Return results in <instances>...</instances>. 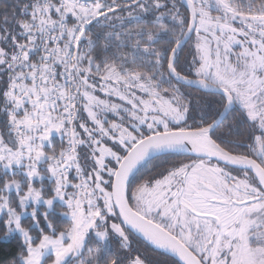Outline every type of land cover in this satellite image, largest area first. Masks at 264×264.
<instances>
[{
  "label": "snow or ice",
  "instance_id": "snow-or-ice-1",
  "mask_svg": "<svg viewBox=\"0 0 264 264\" xmlns=\"http://www.w3.org/2000/svg\"><path fill=\"white\" fill-rule=\"evenodd\" d=\"M0 233L7 264H264V0L0 3Z\"/></svg>",
  "mask_w": 264,
  "mask_h": 264
},
{
  "label": "trees",
  "instance_id": "trees-1",
  "mask_svg": "<svg viewBox=\"0 0 264 264\" xmlns=\"http://www.w3.org/2000/svg\"><path fill=\"white\" fill-rule=\"evenodd\" d=\"M4 0H0V3H3ZM180 159H183V157H179ZM144 250L143 248L141 249ZM15 253V240H3L2 239V233H0V264H7V260ZM150 258L153 259H161L163 258L158 254L156 251H152L149 249L148 253Z\"/></svg>",
  "mask_w": 264,
  "mask_h": 264
}]
</instances>
